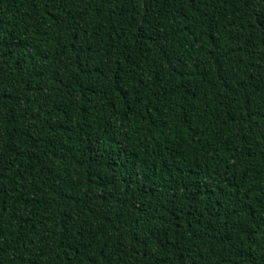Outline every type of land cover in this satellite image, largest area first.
Instances as JSON below:
<instances>
[{
    "label": "trees",
    "instance_id": "1",
    "mask_svg": "<svg viewBox=\"0 0 264 264\" xmlns=\"http://www.w3.org/2000/svg\"><path fill=\"white\" fill-rule=\"evenodd\" d=\"M0 264H264V2L0 0Z\"/></svg>",
    "mask_w": 264,
    "mask_h": 264
},
{
    "label": "snow or ice",
    "instance_id": "2",
    "mask_svg": "<svg viewBox=\"0 0 264 264\" xmlns=\"http://www.w3.org/2000/svg\"><path fill=\"white\" fill-rule=\"evenodd\" d=\"M261 2H264V0H261ZM137 130H138L137 128H134L132 134H135V132H136Z\"/></svg>",
    "mask_w": 264,
    "mask_h": 264
}]
</instances>
